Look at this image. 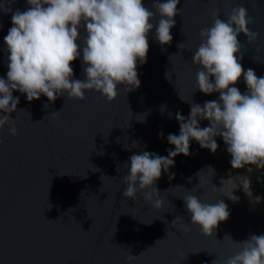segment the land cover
Wrapping results in <instances>:
<instances>
[{
    "label": "water",
    "instance_id": "water-1",
    "mask_svg": "<svg viewBox=\"0 0 264 264\" xmlns=\"http://www.w3.org/2000/svg\"><path fill=\"white\" fill-rule=\"evenodd\" d=\"M144 2L151 7L152 0ZM237 4L248 9L254 21L249 27L260 34L252 43L244 33L239 35L244 45L241 63L264 77V0H180L171 44L160 45L155 29L149 35L147 62L137 69L138 89L126 93L120 86L111 102L95 90L86 91L84 100L67 99L65 94L54 103L43 95L29 102L26 94L13 92L20 98L18 110L27 112L11 113L13 119L19 116L17 135L10 134V125L0 130V264H129L130 251L133 255L145 251L131 264H213L239 251L224 239L226 235L242 241L264 234V189L255 180L256 173L264 172L254 165L232 168L222 137L216 138L215 153L192 140L191 155L174 158V166L156 182L163 207L154 208L140 193L136 200L123 196L129 157L142 151L167 156V150L175 148L167 136L180 130L176 113L188 117L191 103L218 98L219 93L196 91L198 66L192 55L202 41L201 29L212 25L213 13L227 19ZM10 7L25 10L29 5L16 0ZM0 25V76L7 78L9 53L3 38L12 26L11 13L0 10ZM72 67L75 78L85 79L82 57ZM169 70L171 81L165 76ZM235 86L242 93L247 90L243 78ZM59 110L58 117L41 121ZM138 114L145 116L144 122L137 120ZM200 124L206 127L209 121ZM134 141L139 146L133 147ZM241 174L251 178L253 198L261 197L259 202L244 193L239 179L226 180ZM213 185L221 189L213 191ZM193 189L203 202L224 200L228 205L230 216L220 222L214 236L191 224L183 197ZM232 190L238 201L227 197ZM69 208L74 210L67 213ZM62 213L67 214L56 220ZM177 217L182 218L173 226ZM157 240L161 241L156 244Z\"/></svg>",
    "mask_w": 264,
    "mask_h": 264
},
{
    "label": "clouds",
    "instance_id": "clouds-1",
    "mask_svg": "<svg viewBox=\"0 0 264 264\" xmlns=\"http://www.w3.org/2000/svg\"><path fill=\"white\" fill-rule=\"evenodd\" d=\"M15 2L0 0V10L11 13L12 22L3 38L9 55L7 78L0 76V130L10 125L8 131L12 135L18 134L19 116L13 119L11 113L26 111L18 110L20 98L13 95L14 91L26 94L29 102L43 95L54 103L65 94L67 99L84 100L89 90L101 93L111 102L117 99L120 86L126 93L138 89L141 81L137 69L147 62L150 33L155 29V38L160 45L171 44V29L176 24V15L182 10L177 7L180 0H152L151 7L146 6L144 0H27L29 7L25 10H13L10 5ZM157 16L158 22L154 24ZM213 17L212 25L200 31L202 41L192 55V62L198 66L196 91L219 93V96L202 105L191 103L188 117L176 113L180 130L178 135L168 134L167 140L175 148H169L167 156L142 151L129 157L130 163L124 165L128 173L122 177L125 198L136 200L140 193L154 208L163 207L164 200L156 182L174 166L176 156L191 155L192 140L215 153L219 147L216 138L222 137L231 155L232 168L242 169L246 165L264 168V77L258 76L252 68L244 69L243 56L239 55L244 45L238 39L244 33L252 43L260 34L250 29L249 25L254 21L242 4L233 7L227 19H222L218 11ZM81 57L85 79L75 78L72 67ZM165 76L172 80L170 70ZM241 78L247 86L243 93L235 86ZM48 106L43 105L44 109ZM60 111L52 112L41 121L49 116L58 117ZM137 120L144 122L145 116L138 114ZM203 120H208L209 126L202 127L200 121ZM159 136L163 138L164 133L160 132ZM0 144H3L2 138ZM137 146L139 142L134 141L133 147ZM208 169L215 173L211 166ZM251 171L249 168L248 172ZM201 172L197 173L199 177ZM104 176H101L103 181ZM236 179L253 203L262 199L259 196L253 198L250 177L241 174L226 180L234 183ZM202 183L200 178L199 186ZM217 189L221 188L213 185V191ZM227 197L234 202L239 200L233 190ZM183 199L191 214V224L199 225L206 236H214L220 222L230 216L224 200L203 202L194 189ZM51 208L52 205L48 210ZM71 210L74 209L69 208L67 213ZM67 213H62L56 220ZM181 218L177 217L173 226ZM183 227L188 230L187 225ZM225 238L239 251L226 260H215L213 264H264V234H251L242 241H235L230 235ZM144 252L133 255L130 251L126 260L131 264Z\"/></svg>",
    "mask_w": 264,
    "mask_h": 264
},
{
    "label": "trees",
    "instance_id": "trees-1",
    "mask_svg": "<svg viewBox=\"0 0 264 264\" xmlns=\"http://www.w3.org/2000/svg\"><path fill=\"white\" fill-rule=\"evenodd\" d=\"M254 166H255L257 169H259V170H261V171L264 172V168H259V167H257L256 165H254ZM259 178H261V179L264 180V175L256 173V174H255V180H256L257 183H259V181H258ZM259 184H260V183H259Z\"/></svg>",
    "mask_w": 264,
    "mask_h": 264
},
{
    "label": "rangeland",
    "instance_id": "rangeland-1",
    "mask_svg": "<svg viewBox=\"0 0 264 264\" xmlns=\"http://www.w3.org/2000/svg\"><path fill=\"white\" fill-rule=\"evenodd\" d=\"M258 181L260 183L261 188L264 189V180L259 178Z\"/></svg>",
    "mask_w": 264,
    "mask_h": 264
}]
</instances>
